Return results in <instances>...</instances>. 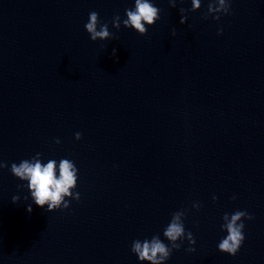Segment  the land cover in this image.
I'll use <instances>...</instances> for the list:
<instances>
[{
  "label": "water",
  "instance_id": "95a60500",
  "mask_svg": "<svg viewBox=\"0 0 264 264\" xmlns=\"http://www.w3.org/2000/svg\"><path fill=\"white\" fill-rule=\"evenodd\" d=\"M152 2L140 35L122 23L134 0H0V264H148L133 240L168 244L179 210L196 243L165 264H264V0L219 20L201 0L184 24L191 0ZM92 11L116 38L90 39ZM37 152L75 162L79 201H32L10 166ZM236 210L253 219L233 256L217 246Z\"/></svg>",
  "mask_w": 264,
  "mask_h": 264
},
{
  "label": "clouds",
  "instance_id": "9594fccd",
  "mask_svg": "<svg viewBox=\"0 0 264 264\" xmlns=\"http://www.w3.org/2000/svg\"><path fill=\"white\" fill-rule=\"evenodd\" d=\"M172 7L176 6V0H168ZM201 8V0H191V9H180L182 13L180 23L184 24L187 16L183 13L187 11H196ZM160 9L155 6L152 0H134V7L125 9L126 19L122 23L126 28H132L140 35H146L148 26L155 24L160 19ZM230 2L228 0H209L207 5L208 15H212L215 20L220 19L219 14H229ZM215 14V15H213ZM113 27L117 30L121 27V17L116 15L111 21ZM99 26V27H98ZM85 29L89 33L92 41L108 40L116 38L115 33L111 32L108 23H101L99 13L92 11L89 13L88 22L85 24ZM223 28L218 29L217 34L221 35ZM172 34H176V30H172ZM115 55L116 49L112 50ZM77 140L82 138V134L75 133ZM56 143H60L59 139ZM42 153L37 152L31 159H24L19 163L13 162L10 166V172L21 181H27L28 188L32 201L40 207L46 206V211L57 209H67L70 200L67 198L79 201L80 193L75 191L78 182V172L75 162L68 158H61L59 161L48 159L46 163L41 160ZM8 167L7 163L0 161V169ZM58 173V174H57ZM19 185L18 187H23ZM19 195L12 197V202L19 201ZM27 199V197H25ZM214 201L216 196L212 198ZM235 199V197H233ZM202 205L194 203L192 207L199 210ZM29 212L32 211V206H27ZM186 210H179L172 213L169 223L163 230V236L169 242L166 244L159 236L153 235L151 239L145 238L133 240L131 252L134 253L140 262L147 261L148 264H165L171 257L173 250H179L182 247L183 241L187 239L189 245H195L196 240L191 231H186L184 217ZM242 218L249 220L253 216L246 210H236L234 213H224L222 219L224 223L221 225L222 230H226L227 235L218 243V250L235 256L240 250L245 240L244 222ZM177 241H180L178 243ZM188 252H194V247H188Z\"/></svg>",
  "mask_w": 264,
  "mask_h": 264
}]
</instances>
